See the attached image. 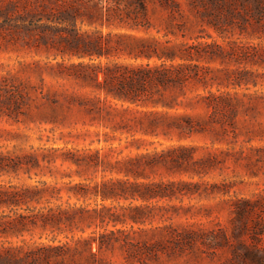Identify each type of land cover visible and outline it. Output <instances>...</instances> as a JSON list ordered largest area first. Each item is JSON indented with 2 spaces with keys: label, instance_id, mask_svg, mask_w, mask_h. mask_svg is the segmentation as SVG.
I'll use <instances>...</instances> for the list:
<instances>
[{
  "label": "rangeland",
  "instance_id": "rangeland-1",
  "mask_svg": "<svg viewBox=\"0 0 264 264\" xmlns=\"http://www.w3.org/2000/svg\"><path fill=\"white\" fill-rule=\"evenodd\" d=\"M0 264H264V0H0Z\"/></svg>",
  "mask_w": 264,
  "mask_h": 264
},
{
  "label": "trees",
  "instance_id": "trees-1",
  "mask_svg": "<svg viewBox=\"0 0 264 264\" xmlns=\"http://www.w3.org/2000/svg\"><path fill=\"white\" fill-rule=\"evenodd\" d=\"M180 68H181V65H172L171 64V67L163 66L161 68H155L151 72H150V69L149 70L147 69V70L143 71V73L149 72V74H146V75L149 76L150 74H153L154 77H156V79H162V80H167V78L176 79V78H181L182 76L184 77L185 75H188L185 71H183ZM131 72L137 74V78H134V76H131L129 79L126 80V84L129 87L128 90H125V88H123V87L117 88L118 91L117 90L116 91L111 90L110 88H105L106 92H109L114 96L133 101L134 99L132 98L130 91H132V89L134 87V82H139V79H142V67H136L135 69H132ZM156 73H157V75H156ZM76 163H78V162H76ZM53 187H54L53 191L55 193H58L60 188L57 186L56 187L53 186ZM99 191H101V190H99ZM138 195L140 197H142V192H138ZM101 196L104 198L106 196V194L104 192H101ZM55 206H56V208H59V204H56ZM48 209H52V208L49 207ZM59 210H60V208H59ZM52 215L55 216V214H52Z\"/></svg>",
  "mask_w": 264,
  "mask_h": 264
}]
</instances>
